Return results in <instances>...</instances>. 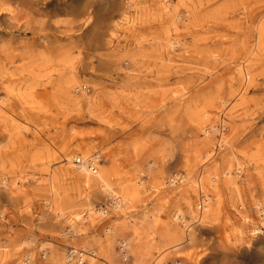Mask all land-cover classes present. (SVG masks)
<instances>
[{
	"label": "rangeland",
	"instance_id": "374dc122",
	"mask_svg": "<svg viewBox=\"0 0 264 264\" xmlns=\"http://www.w3.org/2000/svg\"><path fill=\"white\" fill-rule=\"evenodd\" d=\"M40 2L49 4L45 15ZM259 23L264 0L0 2V244L10 247L8 264H74L71 248L91 254L85 264L262 262ZM35 27L51 39L43 60L27 49ZM77 155L98 159L114 197L86 187L68 161ZM50 180L59 216L48 207ZM125 194L117 208L114 198ZM203 196L210 202L198 209Z\"/></svg>",
	"mask_w": 264,
	"mask_h": 264
},
{
	"label": "bare ground",
	"instance_id": "6f19581e",
	"mask_svg": "<svg viewBox=\"0 0 264 264\" xmlns=\"http://www.w3.org/2000/svg\"><path fill=\"white\" fill-rule=\"evenodd\" d=\"M13 1L16 2V0H0V2L3 4H8V2H13ZM48 7H49V4L47 2H40V4H38L35 9L38 10L39 15H45V12L48 9ZM25 36L28 42L27 49L33 57L37 58L38 60H43L49 56V52L51 51L52 47H51V39L49 38V34L47 33L46 28L35 27L34 29H31L27 34H25ZM263 56H264V25H260L259 23V25L256 28L253 57L255 61L262 62ZM98 97H100V94L98 95ZM206 131L208 132V129ZM89 158L90 157H84V156L82 157L81 155H77L72 159L68 158V161L71 162L75 166L76 168L75 170L78 172V175L82 179V181L86 184V187L100 190L101 192H105L106 194L114 197L113 183L111 182L110 178H108L105 175V172H103L101 168L99 167L100 165L98 164V161H97L98 159L96 158L89 159ZM207 174L209 176L206 178L208 179V182L216 181L215 174L210 173V171L207 172ZM226 175H229V171H227ZM172 181H174V179H171V182ZM49 189L51 191L52 198L47 202L48 207H50L53 210L54 208H56V210L59 211L56 215L59 216L60 214H62V210L60 209L61 207L60 195L57 194L58 188L53 180H50ZM129 200H130L129 196L125 194L124 197L123 196L115 197L114 203H115V206L118 208V207L123 206V203H126ZM202 201L203 202L199 204L198 209L200 208L201 204H203L202 209L206 208V203L210 202L209 196H205V197L203 196ZM88 213H89L88 214L89 217L93 215L92 210H89ZM209 216L211 217L212 214L209 213ZM177 217L179 216L177 215ZM204 218L207 219L208 214H206ZM130 221L134 222L133 219ZM68 228L70 230L73 228V226L70 225ZM169 231H170V228H169ZM171 231H172V243H174L173 247L177 249L182 246L181 235H180V232L177 231L176 226L174 225H172ZM254 232L255 234H257L259 233V230L255 229ZM78 249L72 250V252H67V255H68L67 259L69 258L68 259L69 261H74L75 254L77 253ZM9 250H10V247L3 246V244H0V264L9 263L8 262V259L10 256L8 253ZM79 252L82 253V256H81L82 260H86L87 257H89L90 253L86 252L84 249H79ZM48 255H49V249L46 248L44 256L47 257ZM58 257H59L58 255L53 256L54 259H57ZM26 264H29V263H26ZM257 264H264V259L262 262H258Z\"/></svg>",
	"mask_w": 264,
	"mask_h": 264
},
{
	"label": "built area",
	"instance_id": "2783aa9c",
	"mask_svg": "<svg viewBox=\"0 0 264 264\" xmlns=\"http://www.w3.org/2000/svg\"><path fill=\"white\" fill-rule=\"evenodd\" d=\"M202 205H200V209H202ZM72 250H75L74 248H71L69 252H72ZM82 253L79 252V249L77 250V253L75 254V259L74 261H71L74 264H85L86 260L81 259ZM78 260V261H77Z\"/></svg>",
	"mask_w": 264,
	"mask_h": 264
}]
</instances>
